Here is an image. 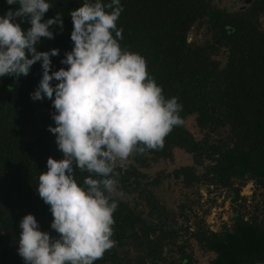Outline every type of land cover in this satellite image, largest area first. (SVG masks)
<instances>
[{
  "label": "trees",
  "instance_id": "16d2710c",
  "mask_svg": "<svg viewBox=\"0 0 264 264\" xmlns=\"http://www.w3.org/2000/svg\"><path fill=\"white\" fill-rule=\"evenodd\" d=\"M215 1L120 0L123 10L116 24L122 29L121 48L145 59L149 76L165 98L176 97L181 119L192 115L201 134L195 137L182 123L166 136L162 149L134 152L122 166L117 162L118 175L113 178L119 193L112 195L118 203L112 226L116 244L94 264H191L190 238L212 254L209 264H264V29L259 26L264 0H248L232 10ZM48 2L52 6L42 22L59 12L63 28L50 26L54 38L42 37L35 47L58 49L57 56H50L51 74L68 67L61 61L73 47L70 11L84 0ZM16 7L0 0V16ZM198 21L205 24L208 36L187 39ZM21 27L26 30L30 24L21 22ZM220 49L222 62L216 57ZM41 78L39 61L27 76L0 77V264H25L18 240L26 214L34 215L41 231L59 238L50 227V207L36 191L48 157L63 158L49 131V126L55 127L52 101L33 100L30 95ZM175 146L188 152L191 162L166 175L184 186L204 182L228 188L233 200L243 198L232 185L234 179L249 178L259 187L253 209L246 211L238 203L229 224L217 230L197 221L192 227L175 225L172 209L149 188L158 177L150 178L144 170L153 159H170ZM89 175L74 168V179L82 187ZM133 193L144 210L122 197Z\"/></svg>",
  "mask_w": 264,
  "mask_h": 264
},
{
  "label": "clouds",
  "instance_id": "9594fccd",
  "mask_svg": "<svg viewBox=\"0 0 264 264\" xmlns=\"http://www.w3.org/2000/svg\"><path fill=\"white\" fill-rule=\"evenodd\" d=\"M6 3L18 7L0 16V77L27 76L41 62L42 78L30 95L52 101L55 127L49 131L63 153L59 160L48 157L36 188L50 207V227L59 238L41 231L34 215L26 214L20 220L18 254L25 264H94L116 244L112 226L118 203L112 195L117 162L122 166L134 152L162 149L166 136L183 123L182 106L176 97L165 98L141 55L118 43L120 0H84L70 11L73 47L61 61L68 67L51 74L50 56H57L58 49L37 51L35 45L42 37L54 38L50 26L63 28L61 14L42 22L52 6L48 0ZM25 21L30 24L26 30L21 27ZM74 168L90 174L86 187L74 179Z\"/></svg>",
  "mask_w": 264,
  "mask_h": 264
},
{
  "label": "rangeland",
  "instance_id": "374dc122",
  "mask_svg": "<svg viewBox=\"0 0 264 264\" xmlns=\"http://www.w3.org/2000/svg\"><path fill=\"white\" fill-rule=\"evenodd\" d=\"M215 4L232 10L245 5L246 0H216ZM259 26L264 29V15L259 16ZM206 36L208 34L205 31V24L201 21L194 23L187 33V39L203 40ZM216 57L222 62L224 60V50L220 49ZM182 121L195 137L200 136L201 133L197 129L192 115L185 117ZM190 162L191 155L175 146L172 148L170 159H153L150 161L149 166L144 168L150 178L158 177V182L149 184V188L167 208L172 209L175 225H189L192 227L193 222L197 221L209 229L217 230L221 225L229 224L231 214L238 203H240V206L243 205V209L246 211L250 212L253 209L251 204L258 201L257 199L260 197L259 187L249 178H246L243 182L234 179L232 185L238 187V194L243 198L233 200L231 191L228 188L204 182L184 186L179 180L165 174L177 165ZM114 192L119 193L116 189ZM122 197L128 199L130 204L134 202L137 209L144 210L143 203L140 199H136L138 197L135 196V193ZM189 248L192 254L191 264H209L208 260L212 254L203 251L191 238L189 239Z\"/></svg>",
  "mask_w": 264,
  "mask_h": 264
},
{
  "label": "water",
  "instance_id": "95a60500",
  "mask_svg": "<svg viewBox=\"0 0 264 264\" xmlns=\"http://www.w3.org/2000/svg\"><path fill=\"white\" fill-rule=\"evenodd\" d=\"M248 0H246V2H247Z\"/></svg>",
  "mask_w": 264,
  "mask_h": 264
}]
</instances>
